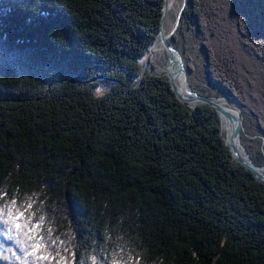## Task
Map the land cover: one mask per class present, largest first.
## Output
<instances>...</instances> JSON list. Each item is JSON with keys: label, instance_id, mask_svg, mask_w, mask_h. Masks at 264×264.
<instances>
[{"label": "trees", "instance_id": "trees-1", "mask_svg": "<svg viewBox=\"0 0 264 264\" xmlns=\"http://www.w3.org/2000/svg\"><path fill=\"white\" fill-rule=\"evenodd\" d=\"M165 4L0 0V264H264V184L215 109L143 71ZM186 27L261 146L260 2L188 0L170 42L196 72Z\"/></svg>", "mask_w": 264, "mask_h": 264}, {"label": "rangeland", "instance_id": "rangeland-1", "mask_svg": "<svg viewBox=\"0 0 264 264\" xmlns=\"http://www.w3.org/2000/svg\"><path fill=\"white\" fill-rule=\"evenodd\" d=\"M257 1L260 2L261 7L264 9V0H257ZM187 2H188V0H176V3L174 4V8L173 9H171L170 6H169V13L167 15V19H166V22H165V25H164V27H166L164 29V31L166 30L164 32L165 33V37H167V39L169 41L171 39V35L176 33V31H177L176 28L177 27L179 28V26H180V20H181L184 8L187 5ZM167 32H168V34H167ZM183 35H185L184 39L188 40V45L189 46L191 45V54H192V56L194 58V66L196 68V72H189V71L187 72L188 83L190 84V86L191 85H195L199 90L206 91L207 95H210L212 97H218V98H214V99H219L218 102L221 103L223 106H225L221 101H224V100L227 101L228 97L222 95L219 90H217L210 83H208L203 77L204 76V74H203V72H204V64H205V61H206L203 49L201 48L200 44H198L196 38L194 37L192 32L187 27H186V30H185V34H182V36ZM159 39H160V35H159ZM157 46H159L160 49L165 50L164 54L156 55L155 58H154V56H152V65H147L146 66V64H145L143 68H145V71H146L147 67L148 68L150 67L151 70L150 71H146V72H149L150 74L158 75V76L159 75L160 76H166L165 75L166 74V69H170V66H172V65L170 63L169 55L167 53V50H166V48L164 46H162L160 40H159V43H158ZM153 55H154V50H153ZM182 56H183V54H182ZM184 63H185V59H184ZM158 66L162 67L165 70L164 73H158L156 71ZM174 66H175V69L172 72H176L177 66L176 65H174ZM185 68H186V65H185ZM143 71H144V69H143ZM145 71H144V73H146ZM191 88H192V86H191ZM220 98H222V99H220ZM187 105L189 106V104H187ZM191 106H194V105L191 104ZM225 107H227V106H225ZM227 108H228L229 112H231L233 114V111L229 107H227ZM239 109H240V107H239ZM238 115H239V113H238ZM219 117H220V115H219ZM222 119H223V117L222 118L220 117V123L222 122ZM236 124L237 123L235 121L234 122H230L228 119H226V121L224 123V127L229 131V132L227 131V138H226L224 136V133H223L224 131L222 129V133H223L224 138H226L228 140V142H227V140L225 139L227 145L230 142V137L229 136H231L232 131H233L234 127L236 126ZM221 128H223V122H222ZM255 133H256V131L253 128L249 129V128L246 127V129H245L242 126V132H241V134L239 136L240 138H239V146H238V148L242 147L243 150H244V153L246 151L245 145L246 146H248V145L251 146L254 149V151H258L259 149H261V151L264 150V140H262L263 144H261V146H259V144L261 143V140H260L261 138L260 137H256L258 139L253 141L252 138L249 136V134H255ZM247 155L245 154V157H247ZM248 157H249V159H251L250 155H248ZM263 173H264V171H263Z\"/></svg>", "mask_w": 264, "mask_h": 264}, {"label": "water", "instance_id": "water-1", "mask_svg": "<svg viewBox=\"0 0 264 264\" xmlns=\"http://www.w3.org/2000/svg\"><path fill=\"white\" fill-rule=\"evenodd\" d=\"M169 13V5H168V0H166L165 4V9H164V16H163V23L166 22L167 15ZM179 21V20H178ZM178 27L176 28V30ZM164 28L161 29L160 32V42L162 46H164L167 50V53L169 55V60L171 65H176V72H171V69H166V77L169 78L172 88L175 91L177 97L182 101L187 104H189L190 107L195 108L197 105H207L210 106L211 108L215 109L217 113L226 119H228L230 122H236L237 125L233 129L232 134L230 136V143L231 147H229L226 143V146L229 148L231 154L233 155L234 159L239 162L240 164L244 165L247 169H249L256 177L258 181L264 184V167L262 166H257L253 163L252 160L249 159L247 151H245V154L247 157L243 156L242 154L239 153V150L236 147V141L237 138H239L241 132H242V126H243V117L241 113V104L240 102L234 98V97H228L234 99L240 107V113L239 115L235 116L231 112H229L227 109L222 107L220 104H218L214 98L201 95L194 91L190 84L188 83V78H187V69L185 68V63H184V58L181 54V52L165 37L164 33ZM174 34L171 35V37ZM179 76H183L186 82V86L188 88V93H183L177 82L176 79ZM227 97V96H226ZM193 104L194 106H191ZM226 142V141H225Z\"/></svg>", "mask_w": 264, "mask_h": 264}, {"label": "bare ground", "instance_id": "bare-ground-1", "mask_svg": "<svg viewBox=\"0 0 264 264\" xmlns=\"http://www.w3.org/2000/svg\"><path fill=\"white\" fill-rule=\"evenodd\" d=\"M176 3V0H168V5L170 6V8L171 9H173L174 8V4ZM166 27H164V29H165ZM166 31V30H165ZM167 34H168V32H167ZM164 52H165V50H163V49H160L159 48V46H156L155 48H154V58L156 57V55H159V54H164ZM153 58V59H154ZM154 67V66H153ZM165 67V66H164ZM170 69H171V72L172 71H174V69H175V66H174V64L172 65V66H170ZM151 70V68L149 67H147V69H146V71H150ZM144 71H145V68H144ZM145 71V72H146ZM156 71L158 72V73H164V69L162 68V67H160V66H158L157 67V69H156ZM176 82H177V84H178V86H179V88H180V90L183 92V93H188V88H187V86H186V82H185V79H184V77L183 76H179L177 79H176ZM220 99H222V98H220ZM218 104H220L222 107H224L225 109H227L228 110V108L227 107H229L232 111H233V115H238V113H240V109H239V104L234 100V99H231V98H228V100L227 101H221L225 106H227V107H225V106H223L221 103H219L218 102V100L219 99H214ZM229 111V110H228ZM239 111V112H238ZM223 116H221V118H222ZM225 121H226V118L225 117H223V119H222V122H223V133H224V136L227 138V129L224 127V123H225ZM237 125V124H236ZM236 127V126H235ZM234 127V128H235ZM229 132V131H228ZM230 137V136H229ZM225 138V139H226ZM240 138V137H239ZM239 138H237V141H236V147L238 148V146H239ZM229 139V138H228ZM227 140V139H226ZM227 142H228V140H227ZM230 143V142H229ZM228 143V145H229V147H231V143L229 144ZM238 150H239V153L240 154H242V155H244L245 156V153H244V150H243V148L242 147H239L238 148ZM248 153V152H247ZM249 155V154H248ZM250 160H252V159H250Z\"/></svg>", "mask_w": 264, "mask_h": 264}, {"label": "snow or ice", "instance_id": "snow-or-ice-1", "mask_svg": "<svg viewBox=\"0 0 264 264\" xmlns=\"http://www.w3.org/2000/svg\"><path fill=\"white\" fill-rule=\"evenodd\" d=\"M20 216H23V213H21ZM17 219H19V217H17ZM16 227L17 228H20L21 225L20 224H17ZM35 227H39V225H36ZM37 247H39V245H37Z\"/></svg>", "mask_w": 264, "mask_h": 264}]
</instances>
